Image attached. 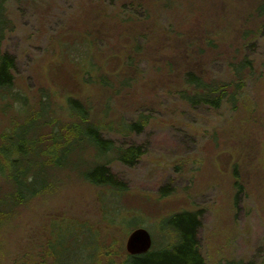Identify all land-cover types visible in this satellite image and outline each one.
<instances>
[{
	"label": "rangeland",
	"instance_id": "rangeland-1",
	"mask_svg": "<svg viewBox=\"0 0 264 264\" xmlns=\"http://www.w3.org/2000/svg\"><path fill=\"white\" fill-rule=\"evenodd\" d=\"M3 2L13 30L2 49L15 59L14 91L29 106L24 113L22 103L0 93V148L46 91L60 119L69 120L73 96L105 137L146 153L133 166L110 164L127 192L106 204L123 212V223L109 227L102 189L68 173L57 191L20 207L0 228V264H53L50 226L63 219L99 233L97 264H124L137 228L151 233L153 251L175 242L162 219L181 211L201 212L207 264H264V0ZM244 58L254 72L236 105L193 107L181 99L190 89L186 72L229 82ZM143 114L147 126L127 134L125 126ZM0 189H11L2 176Z\"/></svg>",
	"mask_w": 264,
	"mask_h": 264
},
{
	"label": "trees",
	"instance_id": "trees-1",
	"mask_svg": "<svg viewBox=\"0 0 264 264\" xmlns=\"http://www.w3.org/2000/svg\"><path fill=\"white\" fill-rule=\"evenodd\" d=\"M259 13L264 15V4ZM12 30L5 2L0 0V93L3 97L13 96L12 99L22 103L23 111L27 113L29 100L14 91L15 59L2 49L7 33ZM233 68L235 79L229 82L207 80L196 72H186L184 82L190 89L180 93L181 99L193 107L219 108L224 102L236 105L245 89L246 77L254 72V64L244 58ZM100 81L109 84L105 76ZM53 102L52 95L42 91L37 110L4 136L5 142L0 148V176L5 177L11 189L7 192L0 189V228L20 207L57 191L65 178L69 179L68 173L102 189V212L109 227L123 223L126 220L123 212L106 204L127 192L124 183L110 169V164L115 159L133 166L142 159L146 149L134 145L120 146L105 137L104 127L91 121L92 111L73 96L67 98L71 122L60 119ZM149 121L150 117L143 114L138 121L126 125L125 130L127 134L141 132ZM236 186L241 192L242 185L237 183ZM161 196L169 197L171 192L164 191ZM162 227L176 236L175 242H169L159 250L153 251L152 248L148 254H128L124 264H207L199 240L200 211L174 213L162 219ZM50 229L47 246L53 264L98 263L101 251L99 233L90 225L75 219H63L53 222ZM27 264L46 263L31 261ZM225 264L258 263L233 260Z\"/></svg>",
	"mask_w": 264,
	"mask_h": 264
},
{
	"label": "water",
	"instance_id": "water-1",
	"mask_svg": "<svg viewBox=\"0 0 264 264\" xmlns=\"http://www.w3.org/2000/svg\"><path fill=\"white\" fill-rule=\"evenodd\" d=\"M153 237L146 228L135 229L128 237L126 249L129 255L148 254L153 248Z\"/></svg>",
	"mask_w": 264,
	"mask_h": 264
}]
</instances>
